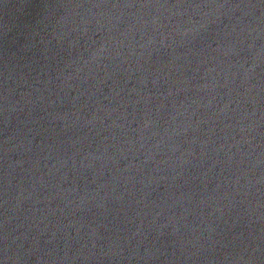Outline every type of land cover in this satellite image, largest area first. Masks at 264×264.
Instances as JSON below:
<instances>
[{"label":"water","instance_id":"water-1","mask_svg":"<svg viewBox=\"0 0 264 264\" xmlns=\"http://www.w3.org/2000/svg\"><path fill=\"white\" fill-rule=\"evenodd\" d=\"M0 264H264V0H0Z\"/></svg>","mask_w":264,"mask_h":264}]
</instances>
